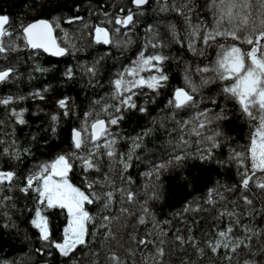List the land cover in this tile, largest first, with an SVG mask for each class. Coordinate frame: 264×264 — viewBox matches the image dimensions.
<instances>
[{
  "label": "trees",
  "instance_id": "16d2710c",
  "mask_svg": "<svg viewBox=\"0 0 264 264\" xmlns=\"http://www.w3.org/2000/svg\"><path fill=\"white\" fill-rule=\"evenodd\" d=\"M0 15V173L11 177L0 180V264H264V169L251 155L264 0H0ZM41 19L65 56L27 45L23 30ZM146 58L159 59L156 87L136 83ZM244 74L257 80L248 95ZM98 120L108 128L94 142ZM60 157L86 199L84 240L64 256L68 211L40 189Z\"/></svg>",
  "mask_w": 264,
  "mask_h": 264
},
{
  "label": "rangeland",
  "instance_id": "374dc122",
  "mask_svg": "<svg viewBox=\"0 0 264 264\" xmlns=\"http://www.w3.org/2000/svg\"><path fill=\"white\" fill-rule=\"evenodd\" d=\"M243 60L239 58L233 64V71L239 77L243 67ZM158 58H146L141 65L139 77L136 83L150 87H156L161 82ZM151 71V72H150ZM145 72V74H143ZM148 72H150L148 74ZM136 72H133L135 74ZM256 78L244 74L242 76L240 91L248 95L254 91ZM251 155L257 169H264V119L261 121L259 129L255 133L252 142ZM69 165L65 157L58 158L50 167L49 172L41 177V196L50 206H62L69 214V223L66 229V238L63 243L67 251H72L82 243L85 237L86 214L83 211L85 196L74 188L67 179ZM36 225L40 228L42 237L46 239L49 235L45 218L39 214Z\"/></svg>",
  "mask_w": 264,
  "mask_h": 264
},
{
  "label": "water",
  "instance_id": "95a60500",
  "mask_svg": "<svg viewBox=\"0 0 264 264\" xmlns=\"http://www.w3.org/2000/svg\"><path fill=\"white\" fill-rule=\"evenodd\" d=\"M149 0H133V6L136 8L143 7L147 4ZM132 21V15L127 16L123 20L122 27L126 28ZM118 24L122 21L118 20ZM9 25V19L7 16L0 15V48L2 38L4 36L5 30ZM23 35L25 37L27 45L33 50H40L47 56L53 58H61L66 55L67 51L61 48L56 37V32L48 20H37L29 24L24 30ZM95 39L97 41H103L106 45L110 44V33L106 28L97 29L95 32ZM10 75V71H6L0 74V82L4 81ZM178 98L182 102H187L189 97L184 91H179L177 93ZM108 128V123L106 120H98L91 126L92 140L97 142L101 140ZM73 141L77 147L81 145L82 134L78 130L73 131ZM0 180L9 183L11 177L7 173H0ZM56 250L62 256L67 254V248L63 244H56Z\"/></svg>",
  "mask_w": 264,
  "mask_h": 264
},
{
  "label": "flooded vegetation",
  "instance_id": "af4514ba",
  "mask_svg": "<svg viewBox=\"0 0 264 264\" xmlns=\"http://www.w3.org/2000/svg\"><path fill=\"white\" fill-rule=\"evenodd\" d=\"M122 23H123V22H122ZM122 23H121V24H122ZM121 24H119V25H121Z\"/></svg>",
  "mask_w": 264,
  "mask_h": 264
}]
</instances>
